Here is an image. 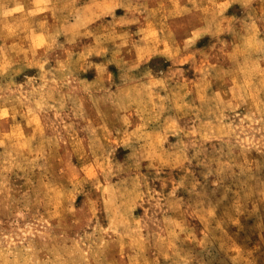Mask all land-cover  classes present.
Returning a JSON list of instances; mask_svg holds the SVG:
<instances>
[{"label": "rangeland", "instance_id": "374dc122", "mask_svg": "<svg viewBox=\"0 0 264 264\" xmlns=\"http://www.w3.org/2000/svg\"><path fill=\"white\" fill-rule=\"evenodd\" d=\"M0 264H264V0H0Z\"/></svg>", "mask_w": 264, "mask_h": 264}]
</instances>
